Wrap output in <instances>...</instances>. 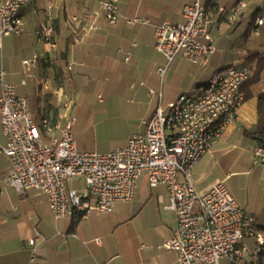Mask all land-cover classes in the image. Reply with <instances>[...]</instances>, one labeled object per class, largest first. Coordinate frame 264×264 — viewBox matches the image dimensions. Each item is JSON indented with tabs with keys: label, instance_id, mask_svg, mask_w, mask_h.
<instances>
[{
	"label": "crops",
	"instance_id": "1",
	"mask_svg": "<svg viewBox=\"0 0 264 264\" xmlns=\"http://www.w3.org/2000/svg\"><path fill=\"white\" fill-rule=\"evenodd\" d=\"M101 1L24 0L18 10L22 32L0 39L4 83L27 99L36 126L43 116L56 125L55 137L74 119L80 152L105 154L124 146L131 136L143 133L142 122L159 106L195 92L217 69L244 62L253 76L264 57V23L256 27L257 19L264 20V0H243L245 8L233 24L226 19L236 0H201L216 47L206 67L179 56L168 64L154 47L155 28L165 21L181 23L183 6L193 0H119L115 23L103 20ZM96 12V28L89 29L86 16ZM71 15L81 19L80 26L67 24ZM135 17L148 22H127ZM41 27L52 29L50 44L38 36ZM25 61H33L29 69ZM159 67L166 70L162 77ZM1 89L0 82V97ZM169 90L176 95L167 99ZM242 93L244 102L234 123L193 167L192 181L204 193L217 182L241 177L238 186H231L234 195L229 193L264 230V163L251 178V167L257 164L251 149L257 144L243 137V131H252L257 123L264 69L258 79L252 77L242 86ZM66 101L71 104L64 110L61 104ZM44 140L49 143L50 136L42 133ZM103 143L111 145L99 148ZM5 144L0 128V148ZM217 165L221 174L210 178ZM9 167L8 158L0 154V264H28L32 238L42 264H179L175 252L161 248L175 227L174 214L162 208L168 203L163 187L149 188L144 179L145 186L137 182L133 199L116 203L111 213L90 211L83 219L55 220L45 195L36 190L19 193L6 184Z\"/></svg>",
	"mask_w": 264,
	"mask_h": 264
},
{
	"label": "built area",
	"instance_id": "2",
	"mask_svg": "<svg viewBox=\"0 0 264 264\" xmlns=\"http://www.w3.org/2000/svg\"><path fill=\"white\" fill-rule=\"evenodd\" d=\"M23 3L0 0V39L22 32L18 10ZM118 4L119 0L100 2L105 22L117 21ZM244 8V1L236 0L226 21L233 24ZM181 15V23L165 21L155 28V50L168 64L179 56L192 65L206 67L216 51L206 9L201 0H193L183 6ZM98 16L97 12L87 14L89 29L96 28ZM127 22L148 21L135 17ZM263 23L257 19L256 27ZM67 24L80 26L81 19L71 15ZM51 33L47 27L37 32L48 44ZM32 63L23 64L29 69ZM165 71L159 67L157 74L162 77ZM3 76L0 71V128L6 139L0 154L10 162L8 186L19 193L36 190L45 195L55 220H78L90 211L111 213L116 203L131 201L138 180L145 176L149 188L161 186L168 196L162 208L174 214L175 227L161 248L175 252L179 264H220L222 260L227 264H261L264 230L255 216L239 206L223 181L204 193H199L192 181L193 167L234 123L244 102L242 86L252 78L247 63L217 69L195 92L182 93L165 107L159 106L142 122L143 133L105 154L77 150L74 119L63 124L58 137L54 135L56 125L45 116L36 126L27 99L17 94L14 85L4 83ZM70 104L66 101L61 108L66 110ZM42 133L50 136L48 144L43 143ZM256 157L264 163V149L254 150ZM76 179L84 180V189L68 190L67 183ZM28 243V264H42L35 254V238Z\"/></svg>",
	"mask_w": 264,
	"mask_h": 264
},
{
	"label": "trees",
	"instance_id": "3",
	"mask_svg": "<svg viewBox=\"0 0 264 264\" xmlns=\"http://www.w3.org/2000/svg\"><path fill=\"white\" fill-rule=\"evenodd\" d=\"M264 69V57L259 59L253 72V81L258 79ZM247 83V82H246ZM245 83V84H246ZM246 98V96H245ZM243 137L251 143L257 144L259 148L264 149V95H259L257 104V123L252 131L244 130Z\"/></svg>",
	"mask_w": 264,
	"mask_h": 264
},
{
	"label": "rangeland",
	"instance_id": "4",
	"mask_svg": "<svg viewBox=\"0 0 264 264\" xmlns=\"http://www.w3.org/2000/svg\"><path fill=\"white\" fill-rule=\"evenodd\" d=\"M236 65V64H235ZM176 94H175V92H173L172 90H169V91H167L166 92V94H165V98H167L168 99V97L169 98H172L173 96H175ZM177 97V96H176ZM35 122V121H34ZM36 125H38V124H36ZM45 142H47V140H44L43 141V143L44 144H48V143H45ZM111 145V143H103V144H100L99 145V148H103V147H105V146H110ZM258 149V147H257V145H255V146H253V148L251 149V152H252V154H253V156H252V158L256 161L255 163H257L256 165H254V166H252L251 167V170H252V176H251V178L254 176V175H256L257 174V172H258V166L260 165V163H261V161H260V159L259 158H254V150H257ZM235 169V168H234ZM221 168L217 165L214 169H213V175L210 177V178H213V177H215L216 175H219V174H221ZM247 178V177H246ZM146 180V178L145 177H141L139 180H138V186H145L144 184H145V180ZM241 180H243L241 177L240 178H233V179H231L230 181H226L225 182V187L229 190V192L231 193V194H233L234 195V193H233V191L231 190V186H238V184L237 183H239V182H241ZM67 186H80L82 189L84 188V186H85V183H84V180L83 179H76V180H74V181H72V182H68L67 183ZM264 223V222H263ZM263 257H264V254H263ZM222 264H224V262H222Z\"/></svg>",
	"mask_w": 264,
	"mask_h": 264
}]
</instances>
